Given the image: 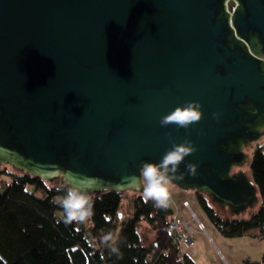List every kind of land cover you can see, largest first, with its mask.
<instances>
[{
    "label": "water",
    "instance_id": "water-1",
    "mask_svg": "<svg viewBox=\"0 0 264 264\" xmlns=\"http://www.w3.org/2000/svg\"><path fill=\"white\" fill-rule=\"evenodd\" d=\"M186 100L201 118L161 126ZM262 113L264 0H0V164L89 194L142 192L140 162L188 137L196 174L182 161L172 182L228 217L257 200L240 166Z\"/></svg>",
    "mask_w": 264,
    "mask_h": 264
},
{
    "label": "trees",
    "instance_id": "trees-1",
    "mask_svg": "<svg viewBox=\"0 0 264 264\" xmlns=\"http://www.w3.org/2000/svg\"><path fill=\"white\" fill-rule=\"evenodd\" d=\"M253 143L246 173L260 200L255 211L247 217H224L210 204L206 193L193 189L207 217L228 236L264 226V140ZM8 165L0 164V174H7L0 191V264H177L179 248L169 229L174 220L171 204L157 208L151 199L143 198V192L135 191L132 213L122 215V194L104 189L91 193L93 216L88 221L64 224L59 221L62 210L53 198L59 194L57 186L66 184L60 179L59 184H48L40 176L10 165L12 169L8 170ZM139 223H146L152 230L149 242L139 233ZM117 229L120 256L110 253L97 239L103 231ZM181 257L182 264H196L185 252ZM245 264H264V255L245 260Z\"/></svg>",
    "mask_w": 264,
    "mask_h": 264
},
{
    "label": "clouds",
    "instance_id": "clouds-1",
    "mask_svg": "<svg viewBox=\"0 0 264 264\" xmlns=\"http://www.w3.org/2000/svg\"><path fill=\"white\" fill-rule=\"evenodd\" d=\"M249 112H257L254 104L244 105ZM221 113L212 112L213 119L219 120ZM202 116L201 102L199 100H186L177 104L171 111L162 114L159 118L161 126L175 124L177 128L183 127L187 129L194 122L198 121ZM264 119V113L258 116ZM171 138V131L167 133ZM196 150L193 141L185 137L180 142L172 140L171 146L166 149L159 160H143L139 165L140 178L142 182L143 198L151 199L157 208H168L171 204L169 185L173 180H182L183 173L179 171L182 161L188 174L195 175L198 164L193 161H185V157ZM59 194L53 198L62 211L59 221L64 224L84 223L93 216V198L92 196L81 190L76 185H58ZM58 221V222H59ZM101 245L108 249L112 254L122 255L119 240V230L103 231L98 236ZM177 264H182V257H177Z\"/></svg>",
    "mask_w": 264,
    "mask_h": 264
},
{
    "label": "rangeland",
    "instance_id": "rangeland-1",
    "mask_svg": "<svg viewBox=\"0 0 264 264\" xmlns=\"http://www.w3.org/2000/svg\"><path fill=\"white\" fill-rule=\"evenodd\" d=\"M228 5L230 8V1L228 2ZM263 140L264 134L259 139V142L261 143ZM253 142L244 146L247 159L244 164L240 166V168L247 173H249V163L254 145ZM7 167L8 170L12 169L9 165ZM237 169L238 168H235L234 171ZM5 180H7V174H0V191L2 189L1 184H3ZM46 181L48 184H59V180L54 182ZM169 192L175 220H189L192 216L194 218L191 221L192 226L196 227V218L201 220L205 225L204 232L193 230L188 234L186 229L183 232L184 235H189L192 241L189 247L181 244L182 250L196 264H245V260H257L263 257L264 226L262 228L255 227L248 229L242 235L228 236L219 231V229L207 217L205 211L197 201L196 193L193 189H183L171 182L169 185ZM121 194L122 201L120 203V213L122 215H129L133 210V197L136 195V192L131 189H126ZM90 195L92 196V194ZM184 199L189 200L191 210L185 208L181 204ZM208 199L210 201V197H208ZM259 203L260 200L257 198L254 204L247 207L244 212L231 214L228 217H247L252 211L257 209ZM210 204H212L220 215L224 216L229 214L228 206H223V210H221L220 206L214 201H210ZM192 212L194 214H192ZM137 228L147 242L152 240L153 232L146 223H139Z\"/></svg>",
    "mask_w": 264,
    "mask_h": 264
},
{
    "label": "built area",
    "instance_id": "built-area-1",
    "mask_svg": "<svg viewBox=\"0 0 264 264\" xmlns=\"http://www.w3.org/2000/svg\"><path fill=\"white\" fill-rule=\"evenodd\" d=\"M185 208L190 209V202L188 199H184L181 203ZM192 214H194L192 212ZM194 218L191 216V218L189 220H181V221H177V220H172L169 223V229L171 232V235L173 237V241L174 243L178 246L179 248V256L181 257L182 254L184 253V251L182 250L181 244H183L186 247H189L191 245V238L189 235H184L183 232L186 229V231H188V234L191 233V231L193 230H197V231H201L204 232L205 231V225L204 223L197 219V223H196V227L191 225V221Z\"/></svg>",
    "mask_w": 264,
    "mask_h": 264
},
{
    "label": "crops",
    "instance_id": "crops-1",
    "mask_svg": "<svg viewBox=\"0 0 264 264\" xmlns=\"http://www.w3.org/2000/svg\"><path fill=\"white\" fill-rule=\"evenodd\" d=\"M1 186H2V184H1Z\"/></svg>",
    "mask_w": 264,
    "mask_h": 264
}]
</instances>
